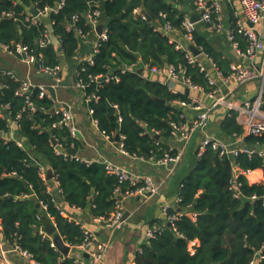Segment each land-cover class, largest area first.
<instances>
[{
	"label": "trees",
	"instance_id": "obj_1",
	"mask_svg": "<svg viewBox=\"0 0 264 264\" xmlns=\"http://www.w3.org/2000/svg\"><path fill=\"white\" fill-rule=\"evenodd\" d=\"M58 1L0 0V44L22 43L36 48L37 39L48 31L58 38V43L39 52L46 66L59 65L61 55L67 60L75 56L81 40L77 29L83 33L90 30L83 15L94 7L99 8L108 39L100 43L93 64L83 61L76 69V80L85 85L84 99L91 95L97 97L96 101L88 102L93 110L92 118L99 131L113 141L117 134L123 136V148L130 156L149 160L159 159L166 153L174 155L177 149L169 145L170 123L182 122L180 115L184 110L173 106L172 101L185 100L186 94H171L158 81L148 79L144 72L138 73V69L124 74L120 69L182 65L194 84L209 91L204 75L197 67L188 65L184 53L175 50L168 36L162 33L166 24L180 32L184 13L174 7L173 0H64L63 8L48 16V25L42 21L39 25L24 21L30 8L42 9ZM236 1L231 0V4ZM135 10L146 11L151 21L135 16ZM233 11L229 12V23L233 22ZM5 13H12L14 17L6 18ZM74 15L78 20L72 24ZM236 39L241 51H245V39L240 36ZM194 44L224 75L229 73L230 61L197 32ZM98 75H117L119 80L100 84L90 80V76ZM0 83V115L5 104L10 105L12 118L20 114L14 134L23 145L20 148L9 139L8 122L0 116L1 239L10 245L16 242L38 264H71L72 259L62 258L50 246L48 237L39 235V227L45 229L52 222L64 242L78 245L83 240L82 224L70 219L71 209H79L91 218H107L114 211L113 192L117 187L121 192L133 191L144 183H119L118 177L108 173L100 162L85 163L70 155L56 154L54 140L64 153L70 147L78 148L79 140L72 138L66 128L53 127L61 114L51 113L52 99L38 98V90L33 89L31 99L36 109L34 112L23 110V100L15 96L19 82L0 76ZM156 98L165 104L158 103ZM235 115L234 111L218 107L212 112L210 130L223 138L241 136L242 145L247 149H262L264 133L243 135ZM153 132L158 133L159 139ZM186 157L175 171L180 202L168 211L170 215L179 212L181 216L141 246L134 255V264H250L258 252L262 258L255 264H264V182L250 184L239 176L238 198L233 196L231 182L234 166L241 170L261 169L264 176V156L254 153L221 158L207 148L199 158L194 154V159L187 161ZM41 166L50 169L54 178L43 179L38 171ZM48 185H51L49 192ZM23 195L28 197L22 198ZM194 241L197 243L190 248Z\"/></svg>",
	"mask_w": 264,
	"mask_h": 264
},
{
	"label": "built area",
	"instance_id": "obj_2",
	"mask_svg": "<svg viewBox=\"0 0 264 264\" xmlns=\"http://www.w3.org/2000/svg\"><path fill=\"white\" fill-rule=\"evenodd\" d=\"M186 0H173L176 5H179ZM192 6V11L198 15L199 20L194 22L191 19L190 14H184L181 24L180 32L175 30L170 24L164 26V34L168 36V42L173 45L174 49L184 53V57L187 64L191 67L195 66L199 72L204 75L210 90L205 91L202 86L194 84L189 77L186 76V70L182 65H164V67L144 65L143 69L150 80H156L163 86H165L171 94H186L185 100L175 99L172 101V105L179 109L184 110V113L180 115L182 122H171V139L182 143V148L177 149L174 155L169 153L164 154L159 159H149L154 165L158 167L168 168L170 171L174 170L183 160L187 149L191 146L194 138L200 136L198 146L196 148V157L199 158L203 155L207 148L215 151L219 157L234 158L239 154H246L248 156L256 153L258 156H264V147L260 150L253 151L245 148L242 145L241 136H233L223 138L218 136L215 132L208 131L209 123L211 120L212 112L218 107H223L225 111H234L236 113L235 120L241 125L243 129V135L260 136L264 133V109L262 105L264 103V39L256 31V25L264 19V0H238V7L242 18L238 16V13L234 11L233 22L229 23L227 18L224 16L223 4L229 5L231 0H189ZM64 6V0H59L54 6H45L42 9H36L37 15L33 16L29 13L24 21L32 25H39L40 18H48L51 14L58 13ZM6 18H13L12 13H5ZM86 25L90 27L88 33H83L80 29H77V35L80 39L87 38L90 34L95 36L92 42L91 52L86 58L85 62L93 64V57L98 52L100 43L108 39V30L103 27L100 34L97 33L96 28L101 23V11L99 8L94 7L87 11L84 15ZM72 24L78 20V16L74 15L72 18ZM197 23H201L204 29L214 35H223L225 41L229 44L230 48L239 56L247 59L250 64L243 66L240 64H230L229 73L224 75L215 65V63L205 55L202 50L194 44V34L196 33ZM229 23V24H227ZM174 34H179L176 38ZM240 36L247 42V48L245 51H241L239 48V42L236 39ZM55 43L57 45L58 38L51 35L48 31L37 39L36 48H30L29 46L23 45L22 43L12 45H2L0 48L3 49L10 55L17 56L25 64L30 66L36 75L48 77L52 80L51 87L61 85L62 78L60 76L61 66L55 65L53 67L46 66L43 63L42 53L39 49H43L48 45ZM190 46L197 47L202 54L199 56L193 55L190 50ZM261 55V63L259 67L253 65V61L256 55ZM136 72V67H123L120 69V73ZM0 76L8 77L14 81L19 82V88L15 91V96L21 98L24 103L23 110L34 112L36 107L32 101L33 89L38 90V98H49L52 99L47 87L44 85L32 86L29 80H20L15 71L4 70L0 73ZM103 78V79H102ZM92 82L100 84L102 82L108 83L110 81L118 82L119 77L117 75L101 77L100 75L91 77ZM250 82H257L259 84L258 91L253 98L239 100L236 96V91ZM76 86L83 91L85 85L81 80H76ZM2 84L0 83V87ZM86 102L91 100L96 101L95 95L86 96ZM116 108V106H114ZM1 117L5 118L8 122V135L9 139L16 143L20 148L23 147L22 142L14 134V129L18 125L20 114H17L14 118L11 117L10 105L5 104L1 107ZM89 114L92 116L93 110L88 109ZM60 113V120L53 124V127H64L66 128L72 138H77L78 130L72 123V116L69 111L63 110ZM93 123L97 126L96 121L93 119ZM100 133L109 141H113L111 137L104 132ZM154 136H157V132H153ZM123 136L119 135L118 149L122 155L128 153L124 150L122 144ZM55 145L54 151L56 154H64L65 151L62 146L54 140ZM73 148V147H70ZM71 156V155H70ZM75 157V156H72ZM134 158H137L133 156ZM76 158V157H75ZM143 161V158H137ZM84 162V161H83ZM88 163V162H85ZM105 170L118 177L119 183L129 182L134 185L139 181H143L144 185L138 187L133 191L121 192L120 188L117 187L114 192L115 206L114 211L107 217H96L93 218L97 223L105 225L111 231H117L123 225V208L121 201L128 199L132 196H140L147 198L148 196L157 195L159 187L155 186L151 179L148 177L141 178L140 180L134 179L130 172L125 169H120L112 164H104ZM40 176L46 178V169L39 167L38 169ZM253 170H241L237 166L233 168L232 184L234 186V198H238L240 191H238L240 184L237 182L239 176H243L246 179L252 174ZM51 190L50 186H47V191ZM27 195H23L22 198H27ZM255 199V196L252 197ZM264 200V196H263ZM180 202V198L177 197L173 205L164 204L162 207L163 214L165 216V224L161 227L147 228L144 229L143 235L147 243L155 238L157 234H160L166 227V225L172 226L173 223L181 216V213L176 212L168 214L171 208H175ZM43 210L46 209L45 205L41 206ZM40 219V216H37ZM83 231V240L78 245H70V250L75 248L80 250L89 256L92 263H99L102 260L103 255L107 252L108 242H100L96 235L85 227H81ZM39 235L43 238L48 237L50 239V246L57 250L52 237L48 236L43 227L38 229ZM12 249L18 253L21 257L27 259L33 264L36 263L32 255L27 251L22 250L19 245L14 242ZM62 258H66L62 256ZM262 256L258 252L255 260L251 261L250 264H255L257 259H261ZM62 260V259H61ZM71 264H84L83 260L79 258H73Z\"/></svg>",
	"mask_w": 264,
	"mask_h": 264
},
{
	"label": "crops",
	"instance_id": "obj_3",
	"mask_svg": "<svg viewBox=\"0 0 264 264\" xmlns=\"http://www.w3.org/2000/svg\"><path fill=\"white\" fill-rule=\"evenodd\" d=\"M175 5L174 7H176L180 13H194L189 0H186L182 4ZM232 9L242 18L238 7V0L233 4H223L224 16L227 19H229V12L232 11ZM140 11L141 10H135V16H137ZM234 11L233 17H235ZM40 21L46 25L49 24L48 18H40ZM101 23L105 24L102 20ZM255 28L261 38L264 39V19L256 25ZM196 29V32L204 37L218 53L222 54V57L228 59L230 64L234 63L243 66L250 64L247 59L237 55L230 48L223 35L208 33L201 23H197ZM163 32L164 27L162 28V33ZM174 36L178 38L179 34H174ZM94 39L95 36L92 34L85 39H81L75 56L70 60L64 59L61 55L60 76L62 78V83L54 87L55 100L52 99L54 102L53 109L56 112H62L63 110L69 111L72 116V123L78 130L77 138L79 144L78 148H76L77 154L75 156L77 159L88 163L100 162L102 164H112L120 169L129 171L131 176L137 180L148 177L155 186L159 187V192L157 195L148 196L147 198L132 196L122 200L123 213L128 212V216L121 228L117 231H111L105 225L97 223L93 218L89 217L87 213L79 209H71L69 214H71L70 219L75 220L77 223L80 222L83 227L92 231L100 242L109 243L107 252L103 255L102 260L95 264H134L135 253L140 251L141 246L147 242L143 235L144 229L161 227L164 225L166 219L162 207L165 203L172 206L177 198L179 188V181L175 174L177 167L170 171L168 168L154 165L150 160L144 159L141 161L130 155H122L118 149L117 141L111 142L106 139L100 133L98 127L93 123V118L88 112V102L84 99L83 91L79 89L75 83L77 66L89 56ZM252 63L255 67H259L261 55H256ZM137 69L141 70V72H144L146 75L143 67L141 69L136 67V70ZM4 70L15 71L20 80L27 79L34 87L37 85H44L47 88L51 87L52 80L50 78L36 75L34 70L20 58L10 55L0 48V73ZM258 88L259 84L257 82H250L239 88L236 91V96H238L239 100L253 98ZM208 131L215 132V130H210V127ZM199 140L200 136L194 138L191 146L187 149L185 154V156H187V161L189 159L192 161L194 159V154L196 156L195 152ZM169 145L176 149L182 148V143L173 139H170ZM247 181L250 184L263 183L264 176L262 170H253L252 174L247 178ZM1 231L2 226L0 222V264H33L18 255L9 243L1 239ZM196 243L197 241L192 242L190 248ZM85 255L86 254L80 250L73 248L69 251L66 258H79L83 260L84 264H94L91 262L89 256L87 255L88 257L86 258Z\"/></svg>",
	"mask_w": 264,
	"mask_h": 264
},
{
	"label": "water",
	"instance_id": "obj_4",
	"mask_svg": "<svg viewBox=\"0 0 264 264\" xmlns=\"http://www.w3.org/2000/svg\"><path fill=\"white\" fill-rule=\"evenodd\" d=\"M29 12L33 16H36L37 15V11L33 7L30 8ZM138 15H141L147 21H150L151 20L150 17H149V15L144 10H141L137 14V16ZM190 16H191V19L194 22H197L199 20L198 15L195 14V13H191ZM103 27H104L103 24H100V25L97 26L96 31H97L98 34L101 33V31L103 30ZM58 50H60V47H58ZM190 50L193 53V55H195V56H199V55L202 54V52L197 47H195V46H190ZM138 73H141V70H138ZM47 90L50 93L52 99L55 100V90L52 87H48ZM156 101L158 103H160V104H165V101L164 100H161V99H157L156 98ZM53 112H54V109L51 110V113H53ZM156 139H159V137L156 136ZM115 141L119 142V135L118 134L115 136ZM53 145H55L54 142H53ZM66 153L69 154V155H71V156H76L77 150L74 149V148H69V149L66 150ZM46 178H47V180H51V179L54 178V175H53V173H52V171L50 169H47V171H46ZM23 183H24V185H26L25 182H23ZM127 216H128V212H124L123 213V217H122V221H125L127 219ZM45 231H46V233H47L48 236L52 237L53 242H54L57 250L59 251V253L62 256L67 257L68 254H69V251H70V247L68 245H66V243L63 241V239L61 238V236H59V234L56 232L55 226L53 224H51V223H48L45 226ZM85 257L87 258L88 256L85 255Z\"/></svg>",
	"mask_w": 264,
	"mask_h": 264
}]
</instances>
